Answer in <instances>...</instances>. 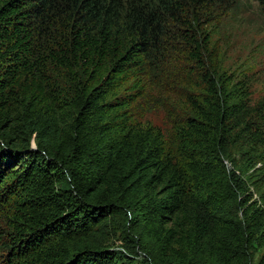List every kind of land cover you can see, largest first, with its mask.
Wrapping results in <instances>:
<instances>
[{
  "label": "trees",
  "instance_id": "trees-1",
  "mask_svg": "<svg viewBox=\"0 0 264 264\" xmlns=\"http://www.w3.org/2000/svg\"><path fill=\"white\" fill-rule=\"evenodd\" d=\"M229 8L0 0V264H252L264 174L227 160L235 136L264 155V100L212 50ZM153 90L168 136L134 119ZM116 221L143 260L105 244Z\"/></svg>",
  "mask_w": 264,
  "mask_h": 264
},
{
  "label": "rangeland",
  "instance_id": "rangeland-1",
  "mask_svg": "<svg viewBox=\"0 0 264 264\" xmlns=\"http://www.w3.org/2000/svg\"><path fill=\"white\" fill-rule=\"evenodd\" d=\"M223 1H230V8L225 15H221L218 23L213 25L216 27L212 34V50L218 56L221 72L231 75L234 80H244L249 83L250 103L255 106L264 100V13L258 0ZM146 98V102L141 101L134 105V119L144 126L158 127L168 136L172 125L162 106L163 101L167 100L163 91H149ZM177 106L183 111L179 101ZM259 121H262L261 125L264 124V114ZM239 139V136H235L234 143L229 147L231 157L227 160L228 167L233 168L232 164L236 165L244 178H249L254 173L264 174V162L259 161L264 155H257L249 146V142ZM257 169L259 170L255 172ZM250 191L253 200H256L259 206H264V197L261 199L256 186L251 187ZM118 222L121 221H116V226L107 235L105 244L121 251L124 255L128 254L136 258L133 261L143 260L142 253L139 255L131 253L135 246L134 240L129 238L128 234H126L127 240H124V233L121 231L124 225ZM250 256L252 264H264V240L251 249ZM198 264H216V261L210 257H203L198 258Z\"/></svg>",
  "mask_w": 264,
  "mask_h": 264
}]
</instances>
